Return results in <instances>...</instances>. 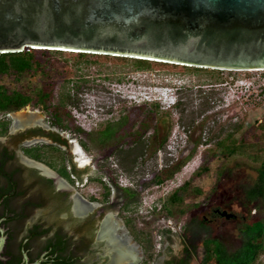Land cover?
<instances>
[{
    "label": "rangeland",
    "instance_id": "1",
    "mask_svg": "<svg viewBox=\"0 0 264 264\" xmlns=\"http://www.w3.org/2000/svg\"><path fill=\"white\" fill-rule=\"evenodd\" d=\"M64 54L67 53H50V55L57 56L58 59L69 58L68 65L72 69V75L69 78H72L70 83L72 86L75 84L74 81H77L80 71L75 70L74 64L77 63L72 57L70 58V54ZM37 56L44 57L40 50H38ZM85 58L91 57L86 54ZM120 63L122 64L112 61L105 63L104 65L108 67L101 73L96 70L95 65L85 67L82 72L88 78L87 81L77 82L75 84L78 86L77 90L73 86L68 88L71 97L68 104L74 118L73 124L83 128L84 132H91L95 140L91 141L84 132L76 133L72 127L64 131L51 127L47 121V115L38 106L27 105L8 115L9 129L6 135L0 136V144L13 151L18 157L19 164L24 167L27 164L22 160V156H27L23 154L21 147L39 141L50 142L45 133L59 132L60 136L67 140L68 150L73 154L74 160H78L79 166L92 165L93 168L104 173L105 177L103 176L102 180L115 181L118 187H127L134 192L130 196L125 193L123 195V191L112 190L108 198L104 200L103 182L90 179L87 176H84L80 182H68L67 187H63L70 196L71 207L74 204L71 198L73 195L82 202L83 209L79 211L80 219L86 217L90 212L96 211L97 224L105 220V215L110 216L109 225L114 230L112 243L119 244L118 249L121 250L118 252L112 250V252L115 251V255L110 258L109 262H106L102 256H109L111 250L109 251L110 248L106 245L108 241L104 239V242L101 241L97 246L94 245L97 250L86 259V261L88 260L87 264H94V261H96L95 264H163L165 259L172 256L179 257L182 254L184 248L181 240L182 226L192 217L200 219L205 215L210 218L207 223L210 227V234L219 236L222 244L228 250L236 249L241 244V237L238 236L235 226L240 221L241 215H238L239 208L237 206L229 211L236 215L235 219L213 214V210H220L219 207L224 203L225 196L227 198L230 188L222 176L216 180L214 170L208 176L197 179L195 182V185L200 186L206 192L216 183V188L205 201L196 205L195 203L199 199H191L186 205L167 204L166 208H163V202L160 209L156 210H151L149 207L152 200L159 196H164L165 201L166 196L176 186L190 177L200 163V152L208 146L207 142L213 143L217 140L218 133H226L231 127L239 125L235 131V137L239 138L248 127L257 125L262 120L264 116V71L256 69L227 71L224 69L221 75L223 80L208 81L205 75L185 73L177 68L171 69L154 63L144 68L134 66L130 59ZM31 81L38 84L40 77L32 76ZM198 81L217 83L199 85ZM61 84L62 81L58 80L54 85V99H56ZM170 84L178 87V104L168 108L161 102V94L166 90L164 88ZM155 103L159 106V114L161 111L167 112L166 115L169 119L167 139L162 146H156L157 141L153 142L154 146L147 145V137L151 135L152 130L146 133L144 140L133 143L126 135V125L122 126L121 123L116 125V129L122 127L121 134L111 136L103 143H98L96 140L97 130L103 120L110 118L113 120L112 122H119L126 109L146 104L147 110H152L150 106L153 107ZM20 115L24 116L20 117ZM158 135L161 137L160 133ZM79 138L86 141L88 150L80 146ZM26 140L32 141V143L24 144ZM195 144L198 145L197 153L185 161V165L183 164L178 172L166 178L165 174L168 172L169 166L177 164L179 160L181 162ZM243 157L245 159L242 160V157L236 155V159L242 160L239 162L242 167L236 169L253 176L257 164H252L248 161L249 159ZM39 163L57 174L53 168L42 162ZM156 177L163 178V182L156 185ZM31 181L32 179L26 178L24 184ZM92 198H95V201ZM131 201H135L137 204L136 209L131 210L130 213L123 211L121 209L123 202ZM52 204V202H48L43 207L35 208L28 223L31 224L34 217L44 216L50 225L62 222L67 224L65 226L71 233L69 228L76 227L78 223H69L68 219H64L63 211L56 207L53 208ZM109 205H113V207H105ZM262 214H264L263 210L259 212L260 216ZM127 216L131 220L130 226L136 232L143 234L144 247L134 240L133 235L129 232L130 227L124 223V218ZM256 217L257 215H254L252 220ZM246 220H251V217ZM19 228L18 225L17 231ZM165 228L171 230L170 239L166 234L163 236L161 234ZM23 229L24 226L20 232ZM94 230L97 233L99 227ZM20 232L19 237L17 236L15 240L16 243L19 242ZM39 245L41 243L37 241L33 247L36 248ZM203 248L202 241L198 239L195 252L188 264H200ZM146 249L153 254V257L156 254L157 256L144 263ZM123 250H126L127 254ZM260 259L261 257H259Z\"/></svg>",
    "mask_w": 264,
    "mask_h": 264
},
{
    "label": "trees",
    "instance_id": "2",
    "mask_svg": "<svg viewBox=\"0 0 264 264\" xmlns=\"http://www.w3.org/2000/svg\"><path fill=\"white\" fill-rule=\"evenodd\" d=\"M38 50L44 57L40 58L37 56ZM50 53L70 54V58L72 57L74 62L77 63L76 65L74 64L75 70L80 71L77 81H74L75 84L79 81H87L88 78L82 72L85 67L95 65L96 70L101 73L108 67L104 65L105 63L112 61L113 63L122 64L120 62L127 59H130L133 65L139 68L148 67L151 63H154L171 69L177 68L185 73L205 75L208 81L223 80L221 78L222 70L218 68L178 66V64L173 63L127 56L64 52L30 47H25L15 52H3L0 53V136H4L8 132L9 113L18 111L27 105L38 106L47 115V121L50 126L55 127L59 131L72 127L78 134L84 132L83 128L73 124L74 118L68 104L71 98L68 88L72 82V78H69L72 75V69L68 65L69 58L58 59L57 56L50 55ZM86 54H89L91 58H85ZM32 76H39L40 83H32ZM58 80H61L62 84L59 87L56 99H54V85ZM212 83L217 82L198 81L197 84L207 85ZM75 84H72V86L77 90L78 86ZM146 107V104H141L126 109L119 122H112L113 120H110V118L103 120L97 130L96 140L98 143H103L107 138L121 134L123 131L122 127L116 129V125L121 123L122 126L126 125V135L133 143L144 140L146 133L152 130L151 135L147 137V145H153V142L157 141L158 144L156 146H162L167 139V130L169 129L167 112L161 111L160 115L159 106L156 103L153 107L150 106L152 110H147ZM238 127L239 125L233 126L226 133H218L215 142L206 143L208 146L200 152L201 162L199 166L191 173L190 177L176 186L166 196L163 208H166L167 204L186 205L191 199H199L195 203L196 205L205 201L216 188V183L206 192L200 186L195 185V182L197 179L208 176L214 170L216 180H219L222 176L226 179V184L230 188L227 198L225 196L224 203L219 207L220 210H213V212L217 211L219 213L218 211L222 209L229 212L235 206L239 208L238 215H241V217H239L240 221L236 223L235 227L238 236L241 237L240 246L232 251L228 250L222 244L219 236L210 234V227L206 221L208 216L205 215L200 219L192 217L182 226L181 240L184 244L182 254L179 257L172 256L165 259L163 264H188L195 252L198 239L202 241L204 246L200 264H259L262 262L259 257H261L264 250V214L260 216L259 212L264 211V116L257 125H251L239 138H236L235 131H237ZM84 133L91 141L95 140L91 132ZM159 133L161 137H159ZM45 134L50 142L39 141L34 144L24 145L21 147L23 154L53 168L60 177L70 183L80 182L84 176L103 182L102 195L104 200L108 198L112 190L123 191V195L124 193L130 196L134 194L130 188L118 187L115 181L102 180L104 173L93 168L92 165L79 166L77 161L74 160L73 154L68 150L67 140L62 138L59 132L49 131ZM79 144L85 150L89 149L84 139L79 138ZM197 146L195 144L181 162L179 160L177 164L169 166L165 177L169 178L178 172L185 161L197 153ZM236 155L237 157H242V160L245 159L243 157L245 156L252 164H257L253 176L236 169L242 167V164L239 163L242 160L236 159ZM17 158L13 151L0 144V196L6 197L5 203L7 205L5 207L4 203L3 212L7 210L5 213L18 215L17 219L14 216H8L6 221L19 225L21 229V226L22 228L24 226L23 220L32 216L35 208L43 207L48 202L53 203V208L56 207L58 210L68 212L70 218V196L65 191L53 190V180L51 178H43L37 174L36 170L21 166ZM26 178H30L32 181L24 184ZM155 182L158 184L162 183L163 178L156 177ZM25 197L28 198L23 201ZM10 198L12 199L11 202L13 199L22 201L17 209L11 207L10 201H7ZM92 200L95 201V198H92ZM132 202L135 203V201L123 202L121 209L128 213L131 210L134 211L137 204ZM105 207L110 208L113 205ZM252 208H255L257 215L253 220L252 217L254 215L249 214ZM249 217H251V220H246ZM35 220V224L27 231L26 237H28V240L26 245H33L37 241L41 245L36 247L35 252L29 256V262L35 260L42 252L46 251L40 264H87L88 260L86 261V259L97 250L95 246L99 243L94 241L96 231H93V229H97L100 222L96 224V211L90 212L83 219H68L69 223H78L76 227L69 228L72 231L71 233L65 226L67 224L63 222L50 225L42 217ZM130 221L129 216L124 218V223L130 227L129 232L133 235L134 240H137L144 247L145 239L143 234L136 232L130 226ZM161 234L162 236L166 234L170 239L171 230L165 228ZM11 235L13 234L11 233ZM20 247L24 248L25 246L19 244L17 248L10 251V254H8L10 255L9 258L6 261H1L0 264H18L23 261ZM145 252L144 263L157 256L156 254L153 257V254L148 249ZM110 258V255L102 256V259H105L106 262H109ZM95 263L96 261H94Z\"/></svg>",
    "mask_w": 264,
    "mask_h": 264
},
{
    "label": "water",
    "instance_id": "3",
    "mask_svg": "<svg viewBox=\"0 0 264 264\" xmlns=\"http://www.w3.org/2000/svg\"><path fill=\"white\" fill-rule=\"evenodd\" d=\"M25 47L262 68L264 0H0V53ZM110 220L100 222L107 241L114 240Z\"/></svg>",
    "mask_w": 264,
    "mask_h": 264
},
{
    "label": "flooded vegetation",
    "instance_id": "4",
    "mask_svg": "<svg viewBox=\"0 0 264 264\" xmlns=\"http://www.w3.org/2000/svg\"><path fill=\"white\" fill-rule=\"evenodd\" d=\"M16 157H17V155H16ZM25 167L28 168V169L29 168H32L33 170H36L37 171V174L39 176L43 177V178H46V177L47 178H51L53 180V182H52V184H53V190H57V191H64L65 190L63 188L65 186L62 187L60 185H57L56 180L54 178H52L50 176H46V174H43L36 167H32L31 165H27ZM64 183H66V182L64 181ZM28 194H29V192H28ZM27 198L28 197H25V199H23V201H25ZM11 200L12 199L10 198L7 201H10L11 207H13L15 209H17V207H19L20 204H21V202H22V201H19L17 199H15V200L13 199L12 202H11ZM5 201H6V197L0 196V262L1 261H6L9 258V256H10V255H8V254H10V251H13L15 248H17L19 246V244H21L22 246H25L24 248L20 247V252L22 251L21 252V259L23 261H21L18 264H40L41 263V260L44 258L43 254H45L46 251L42 252V254L39 257H37L35 260L29 262V256L32 253H34L36 249L33 247L32 244H29V245L27 244L26 245V242L28 240V237H26L27 236L26 234H27V231L35 224V222H36L35 219L42 217L45 220L44 216L34 217L35 219H33V221L31 222V224L28 223V221H29L28 219L31 218V216L30 217H27L26 219L23 220L24 221V229L20 232V230H19L20 228H19L18 229L19 231H17L16 224L11 223L9 221H6V218L8 216H14L17 219L18 218V215L15 214V213H5L7 210H4V212H3V207H4ZM73 206H74V204L71 207V216H70V218L80 219L79 216H80L81 213L79 211H74L73 210ZM5 207H7L6 203H5ZM213 214H216L217 215L218 213L216 211ZM63 215H64L63 216L64 219H70L69 218V215H68V212H66V211L63 212ZM235 218H236V215L232 219H235ZM19 221H17V222H19ZM206 221L207 222L210 221V218H206ZM45 225H46V222H45ZM99 227H100V223H99ZM21 228H22V226H21ZM99 231H100V229L97 231V233H96L97 238L95 237L94 238V241L95 242H98V243H100L101 241L104 242V239L101 238V237H99ZM14 232H16V233L18 232L17 235H16V233L14 235ZM19 232L21 233V236L19 238V242L16 243L15 240L17 239V236L19 237V235H20ZM11 233L13 235H11ZM106 245L109 246V248H110L109 251L111 250L110 251L111 253H109V255L111 256V258H113V256L115 255V253H114L115 251L112 252V250H114L113 246L109 245V243L106 244Z\"/></svg>",
    "mask_w": 264,
    "mask_h": 264
},
{
    "label": "clouds",
    "instance_id": "5",
    "mask_svg": "<svg viewBox=\"0 0 264 264\" xmlns=\"http://www.w3.org/2000/svg\"><path fill=\"white\" fill-rule=\"evenodd\" d=\"M30 48H35V49H40V48H37V47H30ZM42 49H46V48H42ZM48 49V48H47ZM49 50H60V51H64L63 49H49ZM66 52V51H64ZM72 52V51H71ZM79 52V51H78ZM84 53H92V52H84ZM116 56V55H115ZM127 57H131V56H127ZM133 58H140V59H147V60H151V61H160V62H167V63H173V62H168V61H162V60H159V59H148V58H143V57H133ZM173 64H178V65H185V64H180V63H173ZM186 66H189V65H186ZM264 68V67H262ZM218 69H221V70H224V68H218ZM232 69H237V68H227V71H235V70H232ZM241 69V68H240ZM247 69H256V70H260V68H246V69H243V70H247ZM247 71H252V70H247ZM164 89H166L162 95V98H161V102L163 104H165L168 108L170 107H175L177 104H178V94H177V90H178V87H174L172 86V84L166 86ZM160 99V98H158ZM149 100V99H147ZM14 112V111H13ZM12 113V112H10ZM9 113V114H10ZM198 148V146H197ZM204 149V148H203ZM197 151V150H196ZM193 157V156H192ZM191 159V158H190ZM189 160V159H188ZM75 161H78L77 159H75ZM200 162H201V157H200ZM200 164V163H199ZM198 164V166H199ZM185 165V164H184ZM197 166V167H198ZM196 167V168H197ZM195 168V169H196ZM194 169V170H195ZM193 170V171H194ZM175 174V173H174ZM58 175V174H57ZM59 176V175H58ZM60 177V176H59ZM61 178V177H60ZM63 179V178H61ZM64 180V179H63ZM67 184L68 181L64 180ZM161 184V183H159ZM158 183H156V185H159ZM164 202V196H159L158 198H154L151 202V205H150V209L151 210H156V209H160L161 207V204ZM219 214V213H218ZM250 214L253 216V215H256V210L255 208H252L250 210ZM220 215V214H219ZM223 217V216H222ZM101 222V221H100ZM101 226V225H100ZM100 229V228H99Z\"/></svg>",
    "mask_w": 264,
    "mask_h": 264
},
{
    "label": "bare ground",
    "instance_id": "6",
    "mask_svg": "<svg viewBox=\"0 0 264 264\" xmlns=\"http://www.w3.org/2000/svg\"><path fill=\"white\" fill-rule=\"evenodd\" d=\"M37 48H40V47H37ZM42 49V48H40ZM64 51H72V52H78L77 50H69V49H63ZM224 69H227V68H224ZM237 69H240V68H237ZM255 70V69H254ZM20 114V113H19ZM24 115H20V117H23ZM34 117V116H33ZM32 122V121H31ZM19 124V123H18ZM37 138V137H36ZM22 160L24 161L25 164L27 165H31L32 167H36L38 170H40L43 174H46V176H50L52 178H54L53 176H55V180L57 179V183L58 185L60 186H65L67 187L66 183H64V181H62V179H59L58 178V175L57 174H54V172L48 168H46L44 165L42 166L41 163L33 160V159H29L27 157H24L22 156ZM41 164V165H40ZM72 197H75V195H73ZM76 198V197H75ZM78 199V198H77ZM82 202L80 200H77V203L73 206V210L74 211H80L81 209H83V206L81 204ZM112 229V228H111ZM108 240V239H106ZM109 245L110 244H113L112 241L110 243V241H108Z\"/></svg>",
    "mask_w": 264,
    "mask_h": 264
},
{
    "label": "built area",
    "instance_id": "7",
    "mask_svg": "<svg viewBox=\"0 0 264 264\" xmlns=\"http://www.w3.org/2000/svg\"><path fill=\"white\" fill-rule=\"evenodd\" d=\"M259 71H264V68H260ZM248 89H249V88H248ZM261 259H262V262L259 263V264H264V250H263V252H262Z\"/></svg>",
    "mask_w": 264,
    "mask_h": 264
}]
</instances>
